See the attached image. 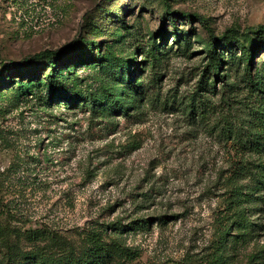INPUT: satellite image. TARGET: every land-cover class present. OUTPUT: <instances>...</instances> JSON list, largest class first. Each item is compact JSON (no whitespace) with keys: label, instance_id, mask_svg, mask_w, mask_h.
Returning a JSON list of instances; mask_svg holds the SVG:
<instances>
[{"label":"rangeland","instance_id":"1","mask_svg":"<svg viewBox=\"0 0 264 264\" xmlns=\"http://www.w3.org/2000/svg\"><path fill=\"white\" fill-rule=\"evenodd\" d=\"M167 4L201 20L172 22ZM203 21L227 45L217 78ZM262 25L264 0H0L3 225L101 249L88 264H264ZM45 50L66 89L127 110L49 99L44 83L24 96L47 81ZM93 233L105 247L84 244Z\"/></svg>","mask_w":264,"mask_h":264},{"label":"trees","instance_id":"2","mask_svg":"<svg viewBox=\"0 0 264 264\" xmlns=\"http://www.w3.org/2000/svg\"><path fill=\"white\" fill-rule=\"evenodd\" d=\"M166 14L169 18L172 19V22H175L176 15L181 16L182 18L194 22L196 20H201V17L195 13L181 12L172 9L170 4L166 5ZM207 31L210 34V42L207 44L208 50L207 55L209 56L208 67L212 68V73L215 78L220 75V67L215 63L214 50L218 46H223L226 48V44H220L217 37L213 34L211 27L203 21L202 23ZM176 25V23H174ZM178 30V29H177ZM258 31L264 32V25L257 28ZM177 36H181L179 32L176 33ZM161 38L163 35L161 34ZM35 59L46 58L49 67L50 73L47 76V81H36L32 82L30 86L23 91V95L34 97L45 98L39 93L31 92L32 88L39 87L40 84H43L49 90L46 98L52 99L53 97L62 98L66 97L67 101H71L72 104H78L80 98L83 99L81 106L89 105L92 108V112H107L109 107H114L116 109L124 110V106L116 101L115 99H108V93L103 91V96H97L96 94H90L86 96L79 97L74 92L66 89V87L58 80L59 75V66L58 64L62 62V57L60 53H57L52 50H45L43 52L37 53L34 55ZM247 61V73H250V68L252 66V61L250 60L251 56L248 53L243 55V59ZM117 68L125 72V77H132L130 74V65H127L125 61H119ZM30 74V73H29ZM36 71L32 72L29 76H35ZM250 75V74H249ZM131 82V79H130ZM106 86H103V90ZM106 90V89H105ZM77 93V92H76ZM74 94V95H69ZM105 94V96H104ZM42 100V99H41ZM126 109V108H125ZM194 106H191V112L193 115ZM127 110V109H126ZM9 217H7V222L3 225L0 221V264H88V261L95 259V256L99 254L101 249H96L94 253H89L83 249H76L75 245L69 240L64 239L62 236L57 235L56 233L51 232L45 228H29L19 231L17 227H12L9 222ZM139 222V221H138ZM142 222V221H140ZM143 223V222H142ZM140 223V224H142ZM139 225V223H138ZM112 228L116 232H125L131 229H127L125 225H122L120 222L112 223ZM132 228H136L137 224L130 225ZM18 229V230H17ZM84 244H94L96 246L105 247L104 244H100L102 239L98 237L96 233L93 235H88L85 239ZM23 242L28 243V249L22 247ZM115 249L116 252L125 253L129 255L127 249H124L119 244H114L110 246ZM100 264V262L96 263ZM101 264H104L101 261Z\"/></svg>","mask_w":264,"mask_h":264}]
</instances>
